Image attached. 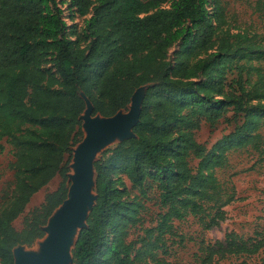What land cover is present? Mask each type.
I'll return each mask as SVG.
<instances>
[{"label": "trees", "instance_id": "16d2710c", "mask_svg": "<svg viewBox=\"0 0 264 264\" xmlns=\"http://www.w3.org/2000/svg\"><path fill=\"white\" fill-rule=\"evenodd\" d=\"M75 15L84 19L81 26ZM226 23L222 0H0V140L12 146L17 190L0 213V264H14L16 246L43 238V227L67 198L73 147L84 136L82 92L94 114L109 117L127 110L134 92L147 86L135 136L95 162L97 199L73 264H175L157 252L167 233L177 234L174 219L207 215L209 229L226 220L224 207L234 194L206 169L226 164L229 145L259 148L262 136L255 131L264 122V74L251 64L254 56L264 58V45L231 33ZM229 113L244 122L209 150L196 131ZM192 158L200 161L197 170ZM57 175L59 188L18 230L14 221ZM153 186L166 210L156 228L130 239L143 221L138 197ZM202 249V264L260 254L264 264V230L248 238L230 231Z\"/></svg>", "mask_w": 264, "mask_h": 264}, {"label": "rangeland", "instance_id": "374dc122", "mask_svg": "<svg viewBox=\"0 0 264 264\" xmlns=\"http://www.w3.org/2000/svg\"><path fill=\"white\" fill-rule=\"evenodd\" d=\"M222 2L227 12L225 28H229L231 33L239 36L247 34L257 44L264 45V0H222ZM64 9V15L71 25L73 22L70 18L73 15L68 9V5H65ZM83 21L82 17L75 15L74 22L81 26ZM177 50L178 46L170 49L169 56L174 58ZM245 61L243 60L242 63ZM251 64L259 67L264 74V58L254 56ZM236 74V70L231 71L230 78H234ZM247 76V72H244V77ZM251 79L252 81L258 79L257 71L251 74ZM84 96L89 99L87 94ZM232 116L233 114L229 113L214 126L204 121L201 128L196 131V139L200 143H204L209 150L218 143H222L225 136L234 132L236 126L244 122L243 118H239L237 121L232 120ZM255 132L262 136L259 148H256L253 143L246 146L229 145L225 151L226 164L206 169V172H212L216 176L224 192L234 194L232 200L224 207L227 212L226 220L220 226L209 229L207 215H190L183 220L174 219L173 225L177 234L167 233L165 235L166 244L157 251L160 259L175 264H202L205 256L202 249L204 242L208 244L222 240L230 231H235L240 236L248 238L256 231L264 230V122ZM84 136L73 147V157L74 149L83 141ZM118 141L106 146L104 150L115 146ZM0 144L5 146L4 150L0 149V213H2L15 199L17 190L14 183V172L9 167L14 159L12 146L6 138L1 139ZM100 156L101 154L99 158ZM191 165L197 170L200 167V161L192 158ZM73 172L71 167L69 174ZM62 180V176L57 175L32 197L24 213L14 221V226L18 230L24 227L30 214L45 202L47 195L59 188ZM127 184L130 188V181L127 180ZM137 194H139L138 190H132V197ZM138 200H142L144 204L141 212L143 221L132 229L130 239H138L145 236L147 229L156 228L159 225L161 214L166 210L161 206L159 190L156 186L148 189L147 195H140ZM43 240L40 238L32 245H24V248L28 251L40 252ZM262 258V254L230 256L214 264H261Z\"/></svg>", "mask_w": 264, "mask_h": 264}, {"label": "water", "instance_id": "95a60500", "mask_svg": "<svg viewBox=\"0 0 264 264\" xmlns=\"http://www.w3.org/2000/svg\"><path fill=\"white\" fill-rule=\"evenodd\" d=\"M146 91L147 86L139 87L134 92L128 109H122L109 117L94 114L92 101L85 98V93L82 92L86 102V109L81 115L85 136L74 149L70 167L73 164L75 173L72 181L69 175L72 184L68 196L43 227L45 237L41 242L40 252L28 251L24 245H18L14 248V264L74 263L73 249L79 232L87 226L88 216L97 199L95 162L106 146L135 136L134 127L140 120ZM74 234L76 238L71 243L70 238Z\"/></svg>", "mask_w": 264, "mask_h": 264}, {"label": "bare ground", "instance_id": "6f19581e", "mask_svg": "<svg viewBox=\"0 0 264 264\" xmlns=\"http://www.w3.org/2000/svg\"><path fill=\"white\" fill-rule=\"evenodd\" d=\"M136 98H137V97H136ZM136 98H135V99H136ZM71 167H72V169L74 170L73 173L69 174L70 177H71V181H72V177H73V175H74V173H75V168H74L73 164H72ZM69 183H70V182H69ZM71 184H72V182H71ZM69 185H70V184H69ZM75 238H76V234H74V235L71 236V238H70L71 243L74 242ZM41 246H42V245H41Z\"/></svg>", "mask_w": 264, "mask_h": 264}]
</instances>
